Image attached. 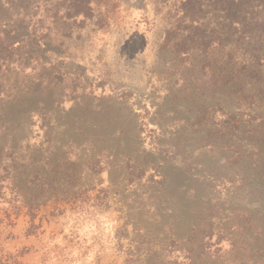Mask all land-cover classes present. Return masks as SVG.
Returning <instances> with one entry per match:
<instances>
[{"label":"rangeland","instance_id":"obj_1","mask_svg":"<svg viewBox=\"0 0 264 264\" xmlns=\"http://www.w3.org/2000/svg\"><path fill=\"white\" fill-rule=\"evenodd\" d=\"M224 2L0 0V264H264Z\"/></svg>","mask_w":264,"mask_h":264},{"label":"trees","instance_id":"obj_2","mask_svg":"<svg viewBox=\"0 0 264 264\" xmlns=\"http://www.w3.org/2000/svg\"><path fill=\"white\" fill-rule=\"evenodd\" d=\"M224 7L226 19L223 37L229 48L228 57L234 60L241 51L240 57L244 60L240 72L230 68L228 88L235 89V85L240 84L238 99L245 102L252 99L253 104L264 111V6L261 2L256 4L255 0H225ZM233 71H237L236 74H232ZM228 118L232 123L238 121L231 114ZM232 123L229 126H234ZM243 127L247 129V134L256 131L255 128L251 129V124H244Z\"/></svg>","mask_w":264,"mask_h":264}]
</instances>
